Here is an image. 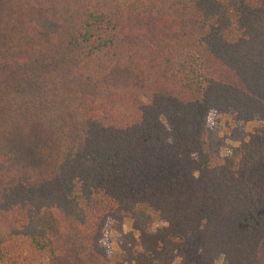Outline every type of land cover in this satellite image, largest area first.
<instances>
[{
    "label": "trees",
    "instance_id": "trees-1",
    "mask_svg": "<svg viewBox=\"0 0 264 264\" xmlns=\"http://www.w3.org/2000/svg\"><path fill=\"white\" fill-rule=\"evenodd\" d=\"M224 109L261 124L221 156ZM138 209L153 246L110 255ZM174 250L264 264V0H0V264Z\"/></svg>",
    "mask_w": 264,
    "mask_h": 264
},
{
    "label": "rangeland",
    "instance_id": "rangeland-1",
    "mask_svg": "<svg viewBox=\"0 0 264 264\" xmlns=\"http://www.w3.org/2000/svg\"><path fill=\"white\" fill-rule=\"evenodd\" d=\"M37 25L46 29L51 24L38 21ZM260 124L261 122L257 120L238 121L233 112L228 109L221 111L210 110L206 117L205 144L219 155H226L232 147L255 133ZM156 224L158 222H156L150 212L138 209L132 219L107 224L105 236L101 240V244L106 247L110 255L122 258L125 255V249L132 245V241L129 238L131 235L135 243L138 244V242L141 243L143 241L145 245L153 246V240L149 241V238ZM155 250L162 251L163 253L165 249L154 247ZM150 252L152 253L153 251ZM173 255V264L177 261L185 262L186 264H198L195 251L183 254L178 250H174ZM214 264H222V260L216 258Z\"/></svg>",
    "mask_w": 264,
    "mask_h": 264
}]
</instances>
